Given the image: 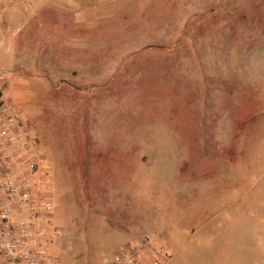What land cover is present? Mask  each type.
Listing matches in <instances>:
<instances>
[{
  "label": "rangeland",
  "instance_id": "374dc122",
  "mask_svg": "<svg viewBox=\"0 0 264 264\" xmlns=\"http://www.w3.org/2000/svg\"><path fill=\"white\" fill-rule=\"evenodd\" d=\"M86 15L85 26L40 28L62 74L45 75L53 86H31L20 107L62 171V238L49 251L62 264H106L122 243L155 234L182 264H262L264 0H93ZM58 36L85 46L72 57L86 75L68 74L67 49L52 51ZM92 121L102 138H79ZM105 160L118 203L101 201Z\"/></svg>",
  "mask_w": 264,
  "mask_h": 264
},
{
  "label": "built area",
  "instance_id": "2783aa9c",
  "mask_svg": "<svg viewBox=\"0 0 264 264\" xmlns=\"http://www.w3.org/2000/svg\"><path fill=\"white\" fill-rule=\"evenodd\" d=\"M0 83L9 88L7 78ZM53 179L25 112L10 98L0 100V264H62L49 251L62 238L54 218ZM154 240L144 234L125 242L106 264H166L169 250Z\"/></svg>",
  "mask_w": 264,
  "mask_h": 264
},
{
  "label": "crops",
  "instance_id": "0c3cea01",
  "mask_svg": "<svg viewBox=\"0 0 264 264\" xmlns=\"http://www.w3.org/2000/svg\"><path fill=\"white\" fill-rule=\"evenodd\" d=\"M25 1L26 3L21 4L22 7L19 6L17 8V6L13 5L10 0H0V74L9 76L13 86L11 89L4 90L3 86L0 83V96H4V98L6 96H11L15 101V105L19 108L22 106L27 107L30 105L33 98L31 86H53V84L47 82V79L44 76L48 74H62L60 70V67L62 66V63L59 61L60 57L52 55V62L49 61V57H46L45 53L51 50H49V46H44V36L40 33V28H43L44 26L73 28L85 26L86 24L90 23L88 18L86 17V11L89 10L93 4V0H49L51 2L48 7L51 8L52 11L57 13V18H53L50 23V21H47L44 17V7L47 6H45V4H42L43 0H39V2L36 1L35 3H29V0ZM34 28H36V30L33 33ZM76 42L77 41L74 39V37H69L68 40L61 41V38L58 36L54 39V41L52 40V43L54 45V50L52 51L59 53V51H64L67 49L66 51L68 53V59L70 60V62L68 63V68L70 69L68 74L73 78H75L77 73L86 75L85 69L88 66L83 63L79 65L80 70H78L77 63L75 62V59H73L72 54L76 52V50H79V48L85 49V46L83 45V47H77ZM34 75L41 76L35 78L30 77ZM92 105L95 106L94 104ZM27 122L29 124L28 116ZM92 123L93 124L88 131L81 132L84 134H80L79 138H102L100 135L95 134L97 131L96 121H92ZM30 127L32 128V130H34L32 126ZM44 155L46 157L48 166L54 174L57 191L58 193L64 195L63 192L65 191L63 190L64 186L62 184L63 181L61 177L62 171H57L56 169H54L52 163H50L49 161L48 155L45 152ZM109 161L105 160L100 164V170L102 172H107L106 175H104V173L101 174V191L102 196L104 197V199H102L101 201H105L108 203H118L120 202L119 200H121L120 198L124 195V192L119 189L117 184L113 183L109 178L111 175L110 172H112L113 169V164H111ZM67 168H65V170ZM114 189H116L115 194L113 193L115 191ZM54 198L55 194L53 193L52 201L54 203L55 223L58 225H62L63 222L62 220H60V216L63 208L61 205H58V202L56 203L54 201ZM125 218H127L129 221H125L124 225L121 226V234H123V236L126 235L125 238H129L131 236H134L133 229L132 227L126 226V224L130 225L132 219L128 215H126ZM226 231V229L217 228L214 230V234H235L234 232L227 233ZM260 233V235L264 237V229ZM152 235H154V238H156L155 234ZM219 242L220 241H218V243ZM160 244L165 245L168 248L169 253L172 252L170 253L171 258L166 262V264H182V261H178L176 259L179 253L178 248L169 245L167 246L164 243ZM262 246L263 247L259 252V259L262 264H264V243ZM60 247L61 244H57V247H55L53 250H59ZM218 249L229 251V246L224 243L220 248L218 247ZM243 250H248L246 248V245L243 246ZM245 260H247V258H243V262Z\"/></svg>",
  "mask_w": 264,
  "mask_h": 264
}]
</instances>
